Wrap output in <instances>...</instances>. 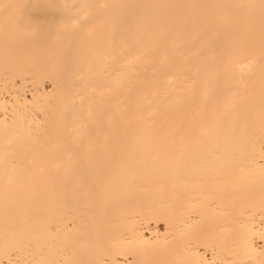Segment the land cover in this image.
<instances>
[{
  "label": "bare ground",
  "instance_id": "1",
  "mask_svg": "<svg viewBox=\"0 0 264 264\" xmlns=\"http://www.w3.org/2000/svg\"><path fill=\"white\" fill-rule=\"evenodd\" d=\"M0 264H264V0H0Z\"/></svg>",
  "mask_w": 264,
  "mask_h": 264
}]
</instances>
